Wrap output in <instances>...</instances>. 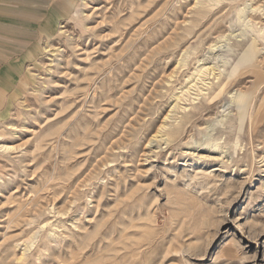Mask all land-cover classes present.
Here are the masks:
<instances>
[{
  "label": "rangeland",
  "instance_id": "obj_1",
  "mask_svg": "<svg viewBox=\"0 0 264 264\" xmlns=\"http://www.w3.org/2000/svg\"><path fill=\"white\" fill-rule=\"evenodd\" d=\"M263 72L264 0H0V264H264Z\"/></svg>",
  "mask_w": 264,
  "mask_h": 264
},
{
  "label": "bare ground",
  "instance_id": "obj_2",
  "mask_svg": "<svg viewBox=\"0 0 264 264\" xmlns=\"http://www.w3.org/2000/svg\"><path fill=\"white\" fill-rule=\"evenodd\" d=\"M219 2V1H218ZM254 9V8H253ZM253 11V10H252ZM242 13H244V9L243 10H240V11H238V15H239V20L242 18ZM254 13V12H253ZM250 16V15H249ZM249 16H248V18H249ZM251 21V18L247 21V23L248 22H250ZM250 24V23H249ZM248 26H251V24L250 25H248ZM253 26V25H252ZM251 26V27H252ZM258 37H256V38H254L253 40H252V42H251V44L249 45V47H248V49L247 50H245V52L242 54V56L238 59V61L236 62L235 61V64L232 66L233 68H232V70H231V72L229 73V76L228 77H230V76H233V75H235L237 72H238V70L243 66V65H245V63H247V62H250L251 60H252V58H253V56L255 55V54H258V52H259V48H258V45H257V43H258V41H259V39H257ZM227 62V61H226ZM225 62V63H226ZM205 67V66H204ZM203 66L202 67H200L199 69L197 68V70H196V76H200V74L202 73H204V72H206L205 70H206V67L204 68ZM213 67H215V66H213ZM208 68V67H207ZM212 68V67H211ZM211 68H209V69H211ZM219 68H221V67H219ZM214 69V68H213ZM210 71V70H209ZM222 71V70H221ZM223 72V71H222ZM221 73V72H220ZM218 74V73H217ZM204 75V74H203ZM263 75H264V72H263ZM218 77V76H217ZM196 78V77H195ZM195 78H193V79H195ZM198 78H200V77H198ZM216 78V77H215ZM201 80V79H200ZM193 82V81H192ZM197 82V81H196ZM197 84V83H196ZM220 84V83H219ZM194 85V84H193ZM197 87V86H196ZM194 88V87H193ZM200 89V88H199ZM186 91V90H185ZM189 93V92H188ZM201 93V92H200ZM248 95L245 93V92H240V93H236L234 96H233V102H235L236 104H237V106L238 107H240V108H242L244 111H243V115H247V113L250 111V107H251V102H249L248 101ZM249 110V111H248ZM250 114V113H249ZM256 114V113H255ZM252 115V114H251ZM252 118V117H251ZM254 118V117H253ZM252 118V119H253ZM160 131V130H159ZM236 144V143H235Z\"/></svg>",
  "mask_w": 264,
  "mask_h": 264
}]
</instances>
